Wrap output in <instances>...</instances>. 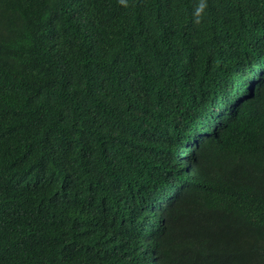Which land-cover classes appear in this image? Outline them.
I'll return each instance as SVG.
<instances>
[{"label":"trees","instance_id":"trees-1","mask_svg":"<svg viewBox=\"0 0 264 264\" xmlns=\"http://www.w3.org/2000/svg\"><path fill=\"white\" fill-rule=\"evenodd\" d=\"M0 0V264H264V0Z\"/></svg>","mask_w":264,"mask_h":264},{"label":"clouds","instance_id":"clouds-1","mask_svg":"<svg viewBox=\"0 0 264 264\" xmlns=\"http://www.w3.org/2000/svg\"><path fill=\"white\" fill-rule=\"evenodd\" d=\"M120 2L124 4L125 0H120ZM206 8H207V0H199L194 10L196 24H200L202 22Z\"/></svg>","mask_w":264,"mask_h":264}]
</instances>
